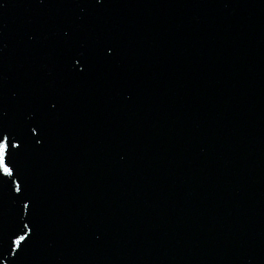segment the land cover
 Masks as SVG:
<instances>
[{"label": "water", "instance_id": "95a60500", "mask_svg": "<svg viewBox=\"0 0 264 264\" xmlns=\"http://www.w3.org/2000/svg\"><path fill=\"white\" fill-rule=\"evenodd\" d=\"M0 264H264V0H0Z\"/></svg>", "mask_w": 264, "mask_h": 264}]
</instances>
